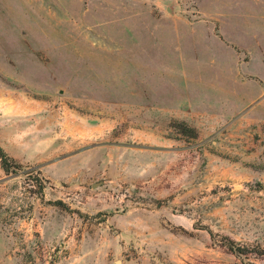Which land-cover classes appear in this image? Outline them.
Returning a JSON list of instances; mask_svg holds the SVG:
<instances>
[{
    "label": "rangeland",
    "instance_id": "rangeland-1",
    "mask_svg": "<svg viewBox=\"0 0 264 264\" xmlns=\"http://www.w3.org/2000/svg\"><path fill=\"white\" fill-rule=\"evenodd\" d=\"M263 101L264 0H0V264H264Z\"/></svg>",
    "mask_w": 264,
    "mask_h": 264
},
{
    "label": "trees",
    "instance_id": "trees-1",
    "mask_svg": "<svg viewBox=\"0 0 264 264\" xmlns=\"http://www.w3.org/2000/svg\"><path fill=\"white\" fill-rule=\"evenodd\" d=\"M0 166L5 173H15L20 168V165H18L12 159L7 157L1 149ZM229 250L233 253H241V249L239 247H234L233 245L229 246Z\"/></svg>",
    "mask_w": 264,
    "mask_h": 264
},
{
    "label": "crops",
    "instance_id": "crops-1",
    "mask_svg": "<svg viewBox=\"0 0 264 264\" xmlns=\"http://www.w3.org/2000/svg\"><path fill=\"white\" fill-rule=\"evenodd\" d=\"M186 10H190V8H187ZM215 20H216V24H217V35H218V37H219V39L220 40H225V39H223V37H222V35H221V33H220V31H219V22H218V20L215 18ZM204 24H208V22H204ZM231 49H237V47H233V45L230 47ZM236 55L238 56V53H236ZM237 73V72H236ZM235 73V74H236ZM262 82V81H261ZM262 87V86H261ZM259 102V101H258ZM258 102H257V104L255 105V108L258 106V105H260V104H263L264 103V101L262 102V103H260V104H258Z\"/></svg>",
    "mask_w": 264,
    "mask_h": 264
}]
</instances>
